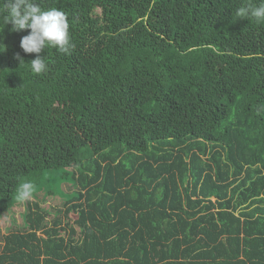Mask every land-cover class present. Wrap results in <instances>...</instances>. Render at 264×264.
Instances as JSON below:
<instances>
[{
  "label": "trees",
  "instance_id": "1",
  "mask_svg": "<svg viewBox=\"0 0 264 264\" xmlns=\"http://www.w3.org/2000/svg\"><path fill=\"white\" fill-rule=\"evenodd\" d=\"M36 2L74 48L36 75L0 15V264H264L260 0Z\"/></svg>",
  "mask_w": 264,
  "mask_h": 264
},
{
  "label": "clouds",
  "instance_id": "2",
  "mask_svg": "<svg viewBox=\"0 0 264 264\" xmlns=\"http://www.w3.org/2000/svg\"><path fill=\"white\" fill-rule=\"evenodd\" d=\"M0 15L3 16V25L11 24L10 31L30 29L29 34L20 40V47L24 53H35L36 58L30 62V71L36 75L48 71V62L39 55L47 48H54L63 54H71L74 45L69 33V22L64 11L51 7L44 9L36 0H2ZM238 18H247L256 24H264V0L253 6L248 4L237 9ZM3 26V27H4ZM3 28H0L2 30ZM17 59L22 61L19 53ZM34 193L31 181H25L16 189V199L28 201Z\"/></svg>",
  "mask_w": 264,
  "mask_h": 264
},
{
  "label": "rangeland",
  "instance_id": "3",
  "mask_svg": "<svg viewBox=\"0 0 264 264\" xmlns=\"http://www.w3.org/2000/svg\"><path fill=\"white\" fill-rule=\"evenodd\" d=\"M41 194L42 191L39 192L38 198L41 196ZM31 198H35V194H33ZM40 205L47 209H52V205L55 207L62 206L61 199L58 194L45 197L44 200L40 202ZM25 207L26 205L23 203V201H16L12 206H10L8 211L0 215V248L3 243V235L8 233L14 226L22 225V212L24 211ZM51 216L52 213L49 214V217ZM63 216V213H61V218H63ZM69 216L73 218V214H70ZM71 218L69 219L71 220Z\"/></svg>",
  "mask_w": 264,
  "mask_h": 264
}]
</instances>
